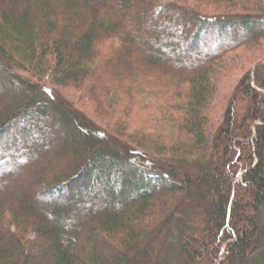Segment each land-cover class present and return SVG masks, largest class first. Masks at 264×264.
I'll list each match as a JSON object with an SVG mask.
<instances>
[{
    "label": "trees",
    "instance_id": "trees-1",
    "mask_svg": "<svg viewBox=\"0 0 264 264\" xmlns=\"http://www.w3.org/2000/svg\"><path fill=\"white\" fill-rule=\"evenodd\" d=\"M263 40L264 0H0V145L20 144L0 149V264H264V54L218 128L206 117L217 68ZM107 42L115 76L140 55L189 76L188 139L167 154L105 136L36 80L104 84Z\"/></svg>",
    "mask_w": 264,
    "mask_h": 264
},
{
    "label": "rangeland",
    "instance_id": "rangeland-1",
    "mask_svg": "<svg viewBox=\"0 0 264 264\" xmlns=\"http://www.w3.org/2000/svg\"><path fill=\"white\" fill-rule=\"evenodd\" d=\"M162 1L190 4L196 0ZM261 43L262 53L256 51L254 47L242 49L231 54L217 68L216 92L206 110L209 129L218 128L223 121L227 101L235 86L250 66L255 67L256 64L252 63L255 57L259 55L261 57L264 54V40ZM101 51L102 55L99 58L100 61L98 60L96 72L103 71L104 81H106L104 84L102 79L98 81L99 78L94 77L86 79L79 87H59L53 84L47 76L36 80L52 96H58L64 102L83 111L90 120L96 123L105 136L116 133L122 136L120 137L122 140L150 143L151 153L159 154L156 150H161L159 155L167 154L171 143L176 142L180 134L179 125L182 124L180 108L188 99L187 93L190 85L187 78L189 76H167L162 72V68L147 65L142 55L133 61L130 68L128 64L123 65L124 69L120 68V75L115 76L112 58L118 57L120 50L113 53L111 44L107 42L104 43ZM186 53V50H183L181 57H184ZM67 125H63L65 132H69ZM42 126L45 133L41 137L53 140L57 135V130L55 131L46 124ZM140 128H145L146 131H139ZM37 133L33 131L34 135ZM180 135L183 139H188L183 132ZM11 136L10 134L9 140L2 139L0 149L13 146L15 150L20 147L18 137L11 142ZM5 156L0 151V161ZM74 188H72L73 193L77 191ZM77 188L81 192L84 191V184H79ZM73 196L71 200H64L65 203H74L81 199L78 194Z\"/></svg>",
    "mask_w": 264,
    "mask_h": 264
},
{
    "label": "bare ground",
    "instance_id": "bare-ground-1",
    "mask_svg": "<svg viewBox=\"0 0 264 264\" xmlns=\"http://www.w3.org/2000/svg\"><path fill=\"white\" fill-rule=\"evenodd\" d=\"M75 195V194H74ZM74 197V196H73Z\"/></svg>",
    "mask_w": 264,
    "mask_h": 264
}]
</instances>
